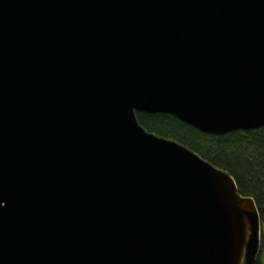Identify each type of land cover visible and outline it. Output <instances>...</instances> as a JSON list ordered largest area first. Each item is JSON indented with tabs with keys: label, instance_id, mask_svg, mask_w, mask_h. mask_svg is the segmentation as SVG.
Here are the masks:
<instances>
[{
	"label": "water",
	"instance_id": "95a60500",
	"mask_svg": "<svg viewBox=\"0 0 264 264\" xmlns=\"http://www.w3.org/2000/svg\"><path fill=\"white\" fill-rule=\"evenodd\" d=\"M135 112L264 126V0H0V264H253L233 179Z\"/></svg>",
	"mask_w": 264,
	"mask_h": 264
},
{
	"label": "trees",
	"instance_id": "16d2710c",
	"mask_svg": "<svg viewBox=\"0 0 264 264\" xmlns=\"http://www.w3.org/2000/svg\"><path fill=\"white\" fill-rule=\"evenodd\" d=\"M135 114L145 131L180 144L226 172L235 182L238 193L254 201L261 223L260 247L264 250V126L253 131L214 136L202 133L172 115ZM253 264L263 262L258 256Z\"/></svg>",
	"mask_w": 264,
	"mask_h": 264
},
{
	"label": "rangeland",
	"instance_id": "374dc122",
	"mask_svg": "<svg viewBox=\"0 0 264 264\" xmlns=\"http://www.w3.org/2000/svg\"><path fill=\"white\" fill-rule=\"evenodd\" d=\"M260 260L263 262L264 264V250H261V247H260V251H259V254H258Z\"/></svg>",
	"mask_w": 264,
	"mask_h": 264
}]
</instances>
